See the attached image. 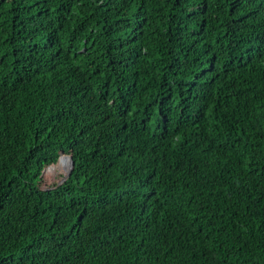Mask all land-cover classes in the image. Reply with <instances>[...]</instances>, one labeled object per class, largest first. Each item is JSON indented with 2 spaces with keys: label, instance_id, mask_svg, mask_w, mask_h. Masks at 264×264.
Masks as SVG:
<instances>
[{
  "label": "trees",
  "instance_id": "1",
  "mask_svg": "<svg viewBox=\"0 0 264 264\" xmlns=\"http://www.w3.org/2000/svg\"><path fill=\"white\" fill-rule=\"evenodd\" d=\"M0 264H264V0H0Z\"/></svg>",
  "mask_w": 264,
  "mask_h": 264
},
{
  "label": "rangeland",
  "instance_id": "2",
  "mask_svg": "<svg viewBox=\"0 0 264 264\" xmlns=\"http://www.w3.org/2000/svg\"><path fill=\"white\" fill-rule=\"evenodd\" d=\"M65 163V162H64ZM67 165V163H65ZM68 171V166H64L63 163L60 165L59 162L56 163L55 165H51L49 168L44 170L42 176H40V184L43 187H48L50 183L56 179V181H60V178L58 176H65L66 172Z\"/></svg>",
  "mask_w": 264,
  "mask_h": 264
},
{
  "label": "clouds",
  "instance_id": "3",
  "mask_svg": "<svg viewBox=\"0 0 264 264\" xmlns=\"http://www.w3.org/2000/svg\"><path fill=\"white\" fill-rule=\"evenodd\" d=\"M62 158H64V160H62ZM58 162H59V164L61 165L62 163H67V166H69V168H68V171L66 172V174H68V172H69V170L71 169V166H70V164H71V158H70V156H65V155H61V157H59V159H58ZM57 162V163H58ZM73 164V163H72ZM73 166V165H72ZM50 167V166H49ZM49 167H47V168H49ZM46 168V169H47ZM45 169V170H46ZM44 173V172H43ZM42 173V174H43ZM42 176V175H41Z\"/></svg>",
  "mask_w": 264,
  "mask_h": 264
},
{
  "label": "water",
  "instance_id": "4",
  "mask_svg": "<svg viewBox=\"0 0 264 264\" xmlns=\"http://www.w3.org/2000/svg\"><path fill=\"white\" fill-rule=\"evenodd\" d=\"M72 165H73V164H72V162H71L70 166L72 167ZM68 168H69V166H68Z\"/></svg>",
  "mask_w": 264,
  "mask_h": 264
}]
</instances>
